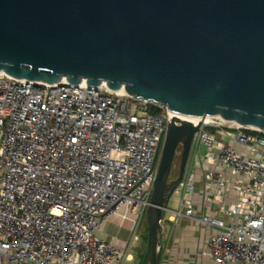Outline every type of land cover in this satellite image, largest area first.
Returning <instances> with one entry per match:
<instances>
[{
    "label": "built area",
    "instance_id": "obj_1",
    "mask_svg": "<svg viewBox=\"0 0 264 264\" xmlns=\"http://www.w3.org/2000/svg\"><path fill=\"white\" fill-rule=\"evenodd\" d=\"M172 113L106 86L0 73V264L130 262ZM198 175L215 215L196 210ZM175 194L178 211L163 214L176 226L185 219L218 230L199 256L264 264V132L204 120ZM119 219L131 223L126 246L103 238ZM162 246L161 236L159 256Z\"/></svg>",
    "mask_w": 264,
    "mask_h": 264
},
{
    "label": "water",
    "instance_id": "obj_2",
    "mask_svg": "<svg viewBox=\"0 0 264 264\" xmlns=\"http://www.w3.org/2000/svg\"><path fill=\"white\" fill-rule=\"evenodd\" d=\"M0 73L123 90L190 119L171 120L158 164L146 258L158 264L163 212L204 120L264 132V0H0Z\"/></svg>",
    "mask_w": 264,
    "mask_h": 264
},
{
    "label": "crops",
    "instance_id": "obj_3",
    "mask_svg": "<svg viewBox=\"0 0 264 264\" xmlns=\"http://www.w3.org/2000/svg\"><path fill=\"white\" fill-rule=\"evenodd\" d=\"M204 183L201 175H198L197 189L194 193V205L199 213L205 212L215 215V210L208 207L205 196L202 193ZM177 208L173 211H178ZM230 204V201L226 202ZM220 216V215H219ZM165 222L162 230V254L159 256V264H214L208 258L199 256V253L206 248L207 239L218 233L217 229L201 225L192 220H182L179 226L173 223L174 214H163ZM129 223V224H128ZM116 227V232L111 228ZM103 238L107 241L115 240L121 246H126L131 239V223L114 221L107 225ZM133 244H131L132 250ZM132 257V256H131ZM133 261L132 260L130 262Z\"/></svg>",
    "mask_w": 264,
    "mask_h": 264
},
{
    "label": "rangeland",
    "instance_id": "obj_4",
    "mask_svg": "<svg viewBox=\"0 0 264 264\" xmlns=\"http://www.w3.org/2000/svg\"><path fill=\"white\" fill-rule=\"evenodd\" d=\"M237 151L242 152V149L240 147H237ZM245 154L247 155L248 153H245ZM181 155H182V148L179 147L177 154H176L175 161H174V167H173L171 178H170L171 180L177 179V177L179 175ZM179 200H180V196L175 194L172 197V199L170 200V203L168 205L169 209L175 210L177 208V204H178ZM126 215H127V213L122 214L123 217H126ZM120 220L121 219H119L118 221L120 222ZM116 230H117V228L112 226L111 231L116 232ZM138 235L140 238V242L133 244L132 250L130 251V255L133 257V261L127 262L125 264H139L140 263V261H139L140 260L139 259L140 254L145 253V250L147 251V249H146L147 248L146 237H148V212L144 215L142 220L139 222Z\"/></svg>",
    "mask_w": 264,
    "mask_h": 264
},
{
    "label": "trees",
    "instance_id": "obj_5",
    "mask_svg": "<svg viewBox=\"0 0 264 264\" xmlns=\"http://www.w3.org/2000/svg\"><path fill=\"white\" fill-rule=\"evenodd\" d=\"M156 113H159V112H161V110L160 109H156V111H155ZM147 244H148V237H146V246H147ZM147 249V248H146ZM139 256V255H138ZM146 258H147V251L145 250V253H143V254H140V256H139V261H140V263L139 264H147L146 263ZM158 264H159V260H158Z\"/></svg>",
    "mask_w": 264,
    "mask_h": 264
},
{
    "label": "bare ground",
    "instance_id": "obj_6",
    "mask_svg": "<svg viewBox=\"0 0 264 264\" xmlns=\"http://www.w3.org/2000/svg\"><path fill=\"white\" fill-rule=\"evenodd\" d=\"M120 92H124L123 90L122 91H120ZM173 114V119H183V120H187V121H190V119L189 118H187V117H185V116H182V115H179V114H177V113H172ZM210 118L208 117V118H206L205 120H209Z\"/></svg>",
    "mask_w": 264,
    "mask_h": 264
}]
</instances>
